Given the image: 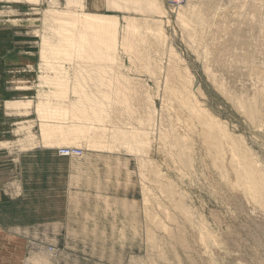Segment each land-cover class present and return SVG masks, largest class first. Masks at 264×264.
Here are the masks:
<instances>
[{
  "label": "rangeland",
  "instance_id": "1",
  "mask_svg": "<svg viewBox=\"0 0 264 264\" xmlns=\"http://www.w3.org/2000/svg\"><path fill=\"white\" fill-rule=\"evenodd\" d=\"M51 1L0 0V36L36 59L20 80L0 68L1 216L28 242L16 264H264V208L247 205L229 174L245 155L264 173V0H155L158 11L94 0L118 22L115 53L84 28L67 32L46 13ZM57 1L94 13L90 0ZM192 7L200 16L182 19ZM184 87L217 133L179 104ZM88 108L108 129L145 131L150 146L45 139L44 123H60L55 109ZM66 148L82 154L63 157ZM232 148L246 152L239 162Z\"/></svg>",
  "mask_w": 264,
  "mask_h": 264
},
{
  "label": "bare ground",
  "instance_id": "2",
  "mask_svg": "<svg viewBox=\"0 0 264 264\" xmlns=\"http://www.w3.org/2000/svg\"><path fill=\"white\" fill-rule=\"evenodd\" d=\"M33 1V0H31ZM37 2V0H34V2ZM51 1V0H50ZM157 1V0H156ZM155 0H123L122 2H124L125 6L127 5H132L131 9L135 6L138 7L140 5H143V3L147 4L149 6V8H151L152 10L158 11L159 10V6L157 4ZM240 1V0H239ZM32 3V2H31ZM39 3V2H38ZM50 3V8L47 10L46 13L49 14L50 16H54L56 18V20L62 21L60 23H62L63 27L65 28V30L67 32H70L71 28H79L81 27L82 29L84 28L85 30L89 31L91 34L95 35V36H99L103 39L104 43H106V45H108V49L110 50L109 52H114L117 49V45L118 44V38H117V27L118 26V22L110 16H107L105 14H101V13H92V12H79L78 10L75 11L73 9H66V10H60L57 5H58V1L57 0H52ZM84 0H80V7H83ZM108 3L114 7H119V2L117 0H108ZM30 4V3H29ZM40 4V3H39ZM31 5V4H30ZM134 5V6H133ZM122 6V4H121ZM124 6V5H123ZM61 7V6H60ZM79 7V8H80ZM86 7V6H85ZM109 7V6H108ZM130 7V6H129ZM181 7V6H179ZM146 8V7H145ZM182 8V7H181ZM130 9V8H128ZM147 9V8H146ZM150 9V11H151ZM193 9V7H192ZM81 10V9H80ZM85 10V9H84ZM149 10V9H147ZM244 10V9H243ZM86 11V10H85ZM189 14V15H188ZM181 13L179 12V15L181 16L182 19L185 20V18H188L189 16H200L197 12L196 9L191 10L189 13ZM198 14V15H197ZM178 15V14H177ZM117 18V17H116ZM127 19V18H126ZM136 19V18H135ZM67 20H69L70 22H68ZM120 20V19H119ZM118 20V21H119ZM126 21V20H125ZM138 21V20H137ZM130 24V23H129ZM61 25V24H60ZM115 25V26H114ZM120 25V24H119ZM134 25V24H133ZM60 27V26H59ZM58 27V28H59ZM134 27V26H133ZM153 27V26H152ZM54 27H52L53 29ZM124 28V27H123ZM150 29V27H149ZM155 30V29H154ZM151 33L155 34L154 36H156V34H159L161 36V31L159 30L158 33H156L153 30H150ZM149 31V32H150ZM130 32V31H129ZM58 33V31H57ZM63 33V32H62ZM75 33V32H74ZM137 33V32H136ZM135 33V34H136ZM82 34V33H81ZM128 34V33H127ZM138 34V33H137ZM136 34V35H137ZM148 34V33H147ZM151 35V34H150ZM163 35V34H162ZM61 36V35H60ZM65 37V36H64ZM75 37V36H73ZM82 37V36H81ZM89 37V36H88ZM120 37V36H119ZM165 37V36H164ZM85 38V35H84ZM95 38V37H94ZM158 38V37H157ZM76 39V38H75ZM129 39V38H128ZM127 39V41H128ZM160 39V38H159ZM167 40V38L165 39ZM126 41V43H128ZM162 42V40H160ZM70 47H74L75 45V41L74 39H69L66 38V41ZM99 42V41H98ZM130 42V41H129ZM87 43V42H86ZM131 44V42H130ZM47 45V44H45ZM67 45V44H66ZM72 45V46H71ZM126 45V44H125ZM50 47V46H49ZM122 47V46H121ZM52 48V47H51ZM98 48V47H97ZM131 48V47H130ZM174 49V48H173ZM75 50V49H74ZM84 51V49H83ZM173 51V50H172ZM54 52V51H53ZM62 53V52H61ZM67 53V50H66ZM118 53V52H117ZM173 53V52H172ZM53 54V53H52ZM63 54V53H62ZM97 54V53H96ZM175 53H173L174 55ZM43 57L48 59L47 57V52L44 50L43 52ZM66 55V54H65ZM117 56V55H115ZM177 55L175 54L174 57H176ZM111 57V56H110ZM113 57V56H112ZM111 57V58H112ZM179 57V56H178ZM69 58V57H68ZM72 58V57H70ZM82 58V57H81ZM45 60V59H44ZM50 60V59H49ZM114 61V60H113ZM174 61V59H173ZM178 62V61H177ZM63 65V64H62ZM61 65V66H62ZM55 66V65H54ZM112 67V66H111ZM51 68V67H50ZM65 68V67H64ZM109 68V67H108ZM53 69V68H52ZM76 73V72H75ZM209 73V72H208ZM78 75V74H76ZM61 77V76H60ZM115 77V76H114ZM186 77V76H185ZM184 77V79H186ZM57 79V78H56ZM190 79V78H189ZM183 80V79H182ZM190 82H192L191 80H189ZM77 82V81H76ZM112 83V82H111ZM114 83H117L114 81ZM182 84V82H181ZM184 84V83H183ZM61 85V84H60ZM112 85V84H111ZM222 85V84H221ZM189 86V85H188ZM124 88V87H123ZM55 89V88H54ZM52 89V90H54ZM82 89V88H81ZM183 89V88H182ZM184 90H181L180 96L177 97V100L179 102V104L184 107V110L187 109L188 111H190V114L192 117L196 118L200 124L203 125V131L204 132H210V133H217V124L213 119H204L202 118L203 114L196 108V107H192L191 105H189V103L186 101V96L184 94H182L183 92L188 93L187 89L184 87ZM58 90V89H57ZM116 90V88H115ZM59 91V90H58ZM110 91V90H109ZM112 92V90H111ZM106 93V92H105ZM104 93V94H105ZM116 93V92H115ZM110 96V95H109ZM117 96V95H116ZM118 96L120 98H123L124 96V91L120 90L118 93ZM115 97V96H114ZM188 97V96H187ZM118 99V98H117ZM193 99V98H192ZM238 99V98H237ZM112 100V98H111ZM115 100V98H114ZM123 100H125V98H123L120 102L121 104H125L127 105L128 108H130V106L128 105V100H126L127 102H124ZM191 100V99H190ZM189 100V101H190ZM48 101V100H47ZM254 101V100H253ZM49 102V101H48ZM103 102V101H102ZM117 102V100L115 101ZM193 102V101H192ZM191 102V103H192ZM52 103V102H51ZM91 103V102H90ZM89 103V104H90ZM110 103V101H109ZM63 104H65V102H63ZM95 104V103H94ZM60 105V104H59ZM103 105V104H102ZM179 105V106H180ZM197 105V104H196ZM41 106V105H40ZM64 106V105H63ZM195 106V105H194ZM45 109H47L48 111L50 110L51 112V108H49L48 105L44 106ZM66 107V106H65ZM90 107V106H89ZM100 107V106H99ZM38 108V107H37ZM101 108V107H100ZM104 108V107H103ZM109 108V106H108ZM153 108V107H152ZM94 109V108H93ZM102 109V108H101ZM151 109V107H150ZM89 108L87 109V111L85 109H81V110H65L63 113L59 110V109H55L54 113L55 115H57L59 117V122H57L58 124L54 123H47L43 125V132L45 134V139L48 141L50 140H55L57 142H59V144L61 143L63 144H68V145H72V144H76L78 143L81 139L83 138H89L90 142L89 145L90 147H92V149L94 148H98L97 150L100 149H108V151H112L116 146H123V147H128L129 149L132 150H143L146 147L150 146V139L148 138V133H146L145 131L142 130H138V129H134L132 131H122L120 130V128L118 129L116 126V128H107L108 126H105L103 123H105V119L102 118L104 116L101 117V114L96 113L95 111L92 112H88ZM153 110V109H152ZM249 115H254L255 109L251 108L249 109ZM107 112V111H106ZM259 112V111H258ZM257 112V113H258ZM108 113V112H107ZM153 113V112H152ZM103 114V113H102ZM111 114V113H110ZM189 114V113H188ZM260 114V113H259ZM110 116V115H109ZM205 116V114H204ZM209 116V115H208ZM258 116V115H257ZM47 117V116H46ZM49 117V115H48ZM47 117V118H48ZM206 117V116H205ZM112 118V116H111ZM212 118V117H211ZM52 119V118H50ZM49 119V120H50ZM195 119V120H196ZM248 119H250L248 117ZM263 119V118H262ZM46 120V119H45ZM110 120V119H109ZM140 120V119H139ZM260 120V119H259ZM57 121V120H56ZM67 121V122H65ZM91 122V124L87 125L84 122ZM108 121V119H107ZM151 121V120H150ZM148 120V122H150ZM202 121V122H201ZM252 122V121H251ZM254 122V121H253ZM252 122V123H253ZM107 124V123H106ZM197 124V123H196ZM254 124V123H253ZM108 125V124H107ZM220 129V128H219ZM175 137V136H174ZM177 137V136H176ZM175 137V138H176ZM181 137V136H180ZM85 138V140H86ZM179 138V137H178ZM147 139V141H146ZM180 139V138H179ZM178 139V140H179ZM83 140V141H85ZM108 140V141H107ZM87 141V140H86ZM89 141V140H88ZM87 141V142H88ZM166 142V141H165ZM177 142V141H176ZM179 142V141H178ZM185 142V141H184ZM232 142L234 143V140H232ZM54 143V142H53ZM32 144V143H31ZM30 144V147H32ZM50 144V143H49ZM82 144V142H81ZM179 144L178 147L180 146V142L177 143ZM52 145V144H50ZM80 145V144H79ZM217 145V144H216ZM236 145V144H235ZM242 146V145H241ZM26 147V146H25ZM176 147V146H175ZM181 147H185L184 145ZM238 147V146H237ZM89 148V147H88ZM187 148V147H186ZM185 148V149H186ZM147 149V148H146ZM145 149V150H146ZM211 149V148H210ZM95 150V149H94ZM128 150V149H127ZM190 150V148H189ZM188 150V151H189ZM105 151V150H104ZM149 151V150H146ZM238 150H235L234 148L231 149L230 154H231V161L234 158L236 161L238 159L241 160L240 158L243 157V155H245L246 152H241L240 149V154L238 156L237 154ZM246 151V150H245ZM138 152V151H137ZM136 152V153H137ZM143 152V151H142ZM239 152V151H238ZM144 153V152H143ZM224 153V152H223ZM183 154V153H181ZM228 154V153H227ZM139 155V154H138ZM141 155V154H140ZM219 155V153H218ZM242 155V156H241ZM172 156V155H171ZM215 156V155H214ZM249 158V157H248ZM247 158V156L245 155L243 163L241 162L240 164H236V166H232L229 168V172L231 171V178L233 183L232 188L235 190V192L238 193V195L240 197H243L244 202L247 205H251L253 210H256L258 208H264V177L260 174V170H256V166H258L259 164L257 162H253V164H251V161ZM250 158V159H251ZM181 161L185 163V161L188 162V160H186L184 158V154L182 156H180L179 158ZM226 159V158H225ZM229 159V158H228ZM175 160V159H174ZM229 160V161H230ZM222 162V161H221ZM239 162V161H238ZM182 163V164H183ZM234 163V162H233ZM258 165H257V164ZM187 164V163H186ZM185 164V165H186ZM235 164V163H234ZM256 166H252L255 165ZM224 164H222L223 166ZM144 167V166H143ZM219 167V166H218ZM262 167V166H261ZM225 168L228 169L227 164L225 166ZM263 168V167H262ZM221 170V169H220ZM226 170V169H225ZM227 171V170H226ZM262 171V170H261ZM225 173V171H224ZM225 175V174H224ZM227 177V176H226ZM230 177V176H229ZM176 194V193H175ZM257 208V209H255ZM255 211V212H256Z\"/></svg>",
  "mask_w": 264,
  "mask_h": 264
},
{
  "label": "crops",
  "instance_id": "3",
  "mask_svg": "<svg viewBox=\"0 0 264 264\" xmlns=\"http://www.w3.org/2000/svg\"><path fill=\"white\" fill-rule=\"evenodd\" d=\"M97 4L96 1L90 0V7H92L94 13L98 12L95 10ZM0 43L4 44L0 46V68L5 70L4 73H7L13 79L18 78L19 80L30 76L24 75L27 74L26 72L19 71L34 65L36 59L30 53L20 51L16 44H13V46L9 44L11 41L7 36H0ZM7 44L11 46H6ZM0 183L2 182L0 181ZM2 186L0 185V195ZM6 202L9 203V200ZM1 212L0 209V264H16V259L20 262L25 259L28 242L23 237H16L14 225L2 222Z\"/></svg>",
  "mask_w": 264,
  "mask_h": 264
},
{
  "label": "built area",
  "instance_id": "4",
  "mask_svg": "<svg viewBox=\"0 0 264 264\" xmlns=\"http://www.w3.org/2000/svg\"><path fill=\"white\" fill-rule=\"evenodd\" d=\"M169 7L171 8H177L181 5H184L187 0H165ZM82 153L80 150H74V149H62L60 150V155L63 157H68V156H80Z\"/></svg>",
  "mask_w": 264,
  "mask_h": 264
}]
</instances>
